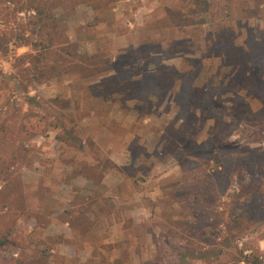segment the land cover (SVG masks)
<instances>
[{
	"label": "rangeland",
	"instance_id": "374dc122",
	"mask_svg": "<svg viewBox=\"0 0 264 264\" xmlns=\"http://www.w3.org/2000/svg\"><path fill=\"white\" fill-rule=\"evenodd\" d=\"M101 1L104 5L96 10L80 4L68 11V37L79 42L80 51L117 65L128 54L144 65L151 54L164 50L169 58L158 67H146L168 83L174 70L199 65V59V88L212 77L214 86L231 83L239 89L244 73L239 77L233 72L239 65L232 57L249 32L264 35V0L258 16L241 19L236 10L214 4L213 13L204 14L207 22L181 28L165 22L164 7L186 9L188 0ZM96 17L99 22L91 25ZM217 39L237 46L232 52L219 51ZM27 52L29 47L12 44L7 53L0 52V190L8 200L3 205L0 198V224L9 225L12 233L10 244L0 250V264H18L15 258L27 256L29 249L28 256H43L44 264L174 260L175 249L189 242L190 207L189 199L173 186L182 174L169 147L177 148L186 134L197 141L208 136L221 142L238 138L240 122L247 112H260L262 102L240 88L249 107L235 106L232 93L226 91L222 129L201 116L190 126H180L174 117L173 92L137 101L130 93L131 80H118L115 69L89 79L65 74L44 82L29 80L15 62ZM176 88L174 84L172 90ZM63 127L73 129L81 149L59 139ZM241 142L242 148L264 146V139L257 143L251 136ZM235 190L233 183L222 201ZM85 216L92 227L83 234ZM241 236L235 239L239 246L251 238L264 249V224ZM221 259L227 264L230 256Z\"/></svg>",
	"mask_w": 264,
	"mask_h": 264
},
{
	"label": "trees",
	"instance_id": "16d2710c",
	"mask_svg": "<svg viewBox=\"0 0 264 264\" xmlns=\"http://www.w3.org/2000/svg\"><path fill=\"white\" fill-rule=\"evenodd\" d=\"M249 1L188 0L186 9L165 6V22L178 28L203 24L207 22L204 14H212L214 4L226 11L236 10L241 19L258 16L262 1L255 0L257 4L251 6ZM80 4L93 10L104 5L101 0H0V52L7 53L10 44L29 47L30 52L15 58L29 80L44 82L65 74L89 79L115 69L118 80H131L130 93L137 101L145 102L150 96L159 98L173 92L174 117L181 121L180 126H190L201 116L212 119L215 128L222 129L225 125L222 94L226 91L232 93L235 106L249 107V102L239 94L240 88L250 98L259 99L261 111L256 115L247 112L240 122L243 130L238 138L221 142L208 136L197 141L186 134L177 138L180 141L177 148L167 145L182 174L180 181L173 186L189 199L190 207V220H186L190 226L189 242L175 249V259L168 260V264H225L221 259L224 254L230 256L227 264H264V249L260 248L257 240L245 238L240 246L235 242L240 235L246 236L253 228L264 224V146H241L242 139L246 137L251 136L257 143L264 139V35L249 32L232 57L235 65H239L233 72H237L239 77L244 73L245 86L239 89H233L231 83L214 86L210 77L201 89L196 85L202 68L199 59L196 60L199 65L190 64L187 69L174 70L168 83L162 80V74L160 76L146 67L148 63L158 67L163 59L169 58L164 50L151 54L144 65L138 64L132 54L126 55V61L117 65L96 53L80 51L79 42L66 34L68 11ZM99 19L96 17L91 25ZM236 46L234 41L224 39H217L215 43L219 51L228 49L232 52ZM174 84L177 88L172 90ZM28 99L32 100V97ZM68 103L69 100H64L65 105ZM58 137L78 149L83 146L72 128L63 127ZM233 183L237 184V190L229 194L227 202H223V195ZM0 198L3 205L8 204L2 189ZM2 207L0 205V209ZM234 211L238 212L234 215ZM67 222L70 224L72 220ZM81 223L83 234L92 227L87 216ZM11 236V227L0 224V250L10 244ZM30 253L29 249L27 256L15 260L18 264H44L43 256H28Z\"/></svg>",
	"mask_w": 264,
	"mask_h": 264
}]
</instances>
